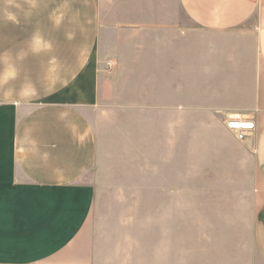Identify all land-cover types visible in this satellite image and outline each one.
Returning <instances> with one entry per match:
<instances>
[{
  "label": "rangeland",
  "instance_id": "374dc122",
  "mask_svg": "<svg viewBox=\"0 0 264 264\" xmlns=\"http://www.w3.org/2000/svg\"><path fill=\"white\" fill-rule=\"evenodd\" d=\"M1 4L25 26L0 22L8 62L54 58L58 83L90 56L99 85L85 109L97 149L85 181L95 191V242L122 247L136 264H255L254 193L240 172L253 160L227 127L240 117L221 123V110L191 107L199 85L238 86L235 72L255 59L234 44L238 33L201 30L186 15L165 20L169 0H0L4 18Z\"/></svg>",
  "mask_w": 264,
  "mask_h": 264
},
{
  "label": "crops",
  "instance_id": "0c3cea01",
  "mask_svg": "<svg viewBox=\"0 0 264 264\" xmlns=\"http://www.w3.org/2000/svg\"><path fill=\"white\" fill-rule=\"evenodd\" d=\"M1 5L8 11L1 27L25 29L21 14ZM165 13L171 21L186 15L204 31L238 33L234 44L255 54L235 72L237 87L225 80L199 85L191 107L221 110V123L230 113L254 125L239 142L253 163L240 172L254 193L255 264H264V0H169ZM16 39L18 46L23 39ZM25 39L31 47L36 37ZM10 56L8 47L0 49V264H136L122 247L105 251L95 242V191L85 181L97 149L85 109L96 102L99 85L87 72L90 56L76 73L63 70L58 83L54 58L23 62L17 55L8 62Z\"/></svg>",
  "mask_w": 264,
  "mask_h": 264
},
{
  "label": "built area",
  "instance_id": "2783aa9c",
  "mask_svg": "<svg viewBox=\"0 0 264 264\" xmlns=\"http://www.w3.org/2000/svg\"><path fill=\"white\" fill-rule=\"evenodd\" d=\"M115 65V62L111 61L108 63V67L112 69ZM227 127L230 131L234 132L236 134V139L238 141H244L247 138L248 131L254 129L253 124H248V122H245L241 118L233 117L230 119V121L227 123Z\"/></svg>",
  "mask_w": 264,
  "mask_h": 264
}]
</instances>
